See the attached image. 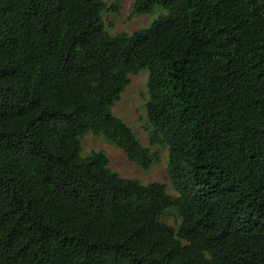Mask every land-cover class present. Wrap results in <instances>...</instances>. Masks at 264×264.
Returning a JSON list of instances; mask_svg holds the SVG:
<instances>
[{
    "label": "trees",
    "instance_id": "trees-1",
    "mask_svg": "<svg viewBox=\"0 0 264 264\" xmlns=\"http://www.w3.org/2000/svg\"><path fill=\"white\" fill-rule=\"evenodd\" d=\"M157 7L111 35L104 0H0V264H264V0L132 14ZM143 69L177 196L82 154L93 133L155 164L113 113Z\"/></svg>",
    "mask_w": 264,
    "mask_h": 264
},
{
    "label": "rangeland",
    "instance_id": "rangeland-1",
    "mask_svg": "<svg viewBox=\"0 0 264 264\" xmlns=\"http://www.w3.org/2000/svg\"><path fill=\"white\" fill-rule=\"evenodd\" d=\"M135 0H104L103 11L105 25L111 35L118 33L132 34L136 30L147 27L158 16L161 9L143 15H133ZM116 5L115 9L112 7ZM149 70L143 69L137 75H131L129 85L113 107V113L120 117L136 133L139 140L157 156L155 164L148 169L130 161L124 152L102 135L87 134L82 140V154L87 155L94 150H102L111 159V167L123 177H135L143 183L164 182L173 196L178 193L173 187L167 168L168 151L160 144H150L149 133L152 129L147 117L146 104L150 98L148 88ZM164 221L178 228L180 218L175 210H170Z\"/></svg>",
    "mask_w": 264,
    "mask_h": 264
}]
</instances>
